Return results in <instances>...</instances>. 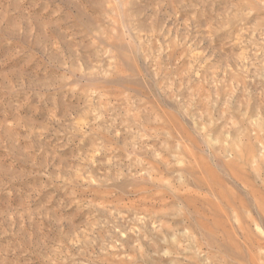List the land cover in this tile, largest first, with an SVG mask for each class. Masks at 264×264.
Segmentation results:
<instances>
[{"label": "rangeland", "instance_id": "rangeland-1", "mask_svg": "<svg viewBox=\"0 0 264 264\" xmlns=\"http://www.w3.org/2000/svg\"><path fill=\"white\" fill-rule=\"evenodd\" d=\"M0 264H264V0H0Z\"/></svg>", "mask_w": 264, "mask_h": 264}]
</instances>
